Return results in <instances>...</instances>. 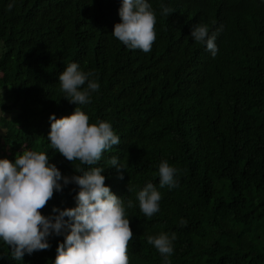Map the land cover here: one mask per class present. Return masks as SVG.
I'll return each instance as SVG.
<instances>
[{"label":"trees","instance_id":"trees-1","mask_svg":"<svg viewBox=\"0 0 264 264\" xmlns=\"http://www.w3.org/2000/svg\"><path fill=\"white\" fill-rule=\"evenodd\" d=\"M146 2L156 16L148 53L112 35L122 0H0V159L14 163L35 150L62 177L87 170L47 140L49 117L78 106L90 125L109 122L121 139L93 167L105 168V186L124 202L129 264H164L147 242L161 232L176 235L170 264H264V0ZM161 4L174 12L163 16ZM201 23L216 34L214 57L191 36ZM70 63L99 83L90 103L70 104L60 90ZM112 156L125 170L110 168ZM162 160L178 169L175 187H160ZM149 182L161 194L151 218L137 199ZM78 191L74 184L54 191L41 214L75 207ZM47 240L48 250L20 261L0 240V264H54L64 235Z\"/></svg>","mask_w":264,"mask_h":264},{"label":"clouds","instance_id":"clouds-1","mask_svg":"<svg viewBox=\"0 0 264 264\" xmlns=\"http://www.w3.org/2000/svg\"><path fill=\"white\" fill-rule=\"evenodd\" d=\"M13 6L9 4L8 10ZM160 8L166 17L174 12L163 4ZM118 15L120 22L114 25L112 35L130 50L150 52L156 40V16L151 5L146 0H122ZM191 36L202 46L205 43L213 57L216 55V34L210 36L207 25L193 24ZM93 75L79 70L76 63L68 64L60 73V90L70 104L90 103V94L100 89L99 83L90 79ZM49 120L50 147L67 161L78 160L88 169L78 168L74 171L79 174L62 177L56 165L49 163L48 154L35 150L16 154L14 163L0 159V240L17 261L23 260L25 254L48 250L49 236L64 235L63 243L56 248L54 264H129L128 243L133 232L129 219L125 218L124 202L105 186L106 178L102 175L105 168L93 167L102 153L119 146L121 139L109 122L98 120L90 125L89 117L78 106L70 116L57 119L53 114ZM107 163L117 172L125 170L116 156ZM177 172L167 160H162L158 166L160 187H175ZM119 178L123 179V175ZM61 180L63 185L58 183ZM69 184L79 189L76 206L63 210L53 207L54 215H42L40 210L52 199L54 191L60 192ZM128 191H132L129 183ZM137 199L146 217L159 212L161 194L153 183H147ZM127 207H134L131 200ZM175 239V233L147 236L148 244L163 257L164 264H170Z\"/></svg>","mask_w":264,"mask_h":264},{"label":"rangeland","instance_id":"rangeland-1","mask_svg":"<svg viewBox=\"0 0 264 264\" xmlns=\"http://www.w3.org/2000/svg\"><path fill=\"white\" fill-rule=\"evenodd\" d=\"M4 101V93L2 91L0 92V116H3L2 108H1V102ZM6 117L10 118L12 117V114H7Z\"/></svg>","mask_w":264,"mask_h":264}]
</instances>
